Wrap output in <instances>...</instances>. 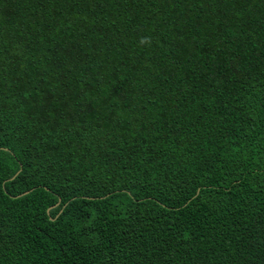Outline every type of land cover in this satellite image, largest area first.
Here are the masks:
<instances>
[{
  "label": "trees",
  "instance_id": "16d2710c",
  "mask_svg": "<svg viewBox=\"0 0 264 264\" xmlns=\"http://www.w3.org/2000/svg\"><path fill=\"white\" fill-rule=\"evenodd\" d=\"M0 264H264V0H0Z\"/></svg>",
  "mask_w": 264,
  "mask_h": 264
},
{
  "label": "water",
  "instance_id": "95a60500",
  "mask_svg": "<svg viewBox=\"0 0 264 264\" xmlns=\"http://www.w3.org/2000/svg\"><path fill=\"white\" fill-rule=\"evenodd\" d=\"M20 171H21V169L11 178V179H14V178H16V176L20 173ZM30 191H26V192H24V193H22V194H20L19 196H22V195H25V194H28ZM60 203V201L58 202V204ZM56 206V205H55ZM54 207V206H53ZM52 207V208H53ZM50 209L51 208H49V210H48V213H49V211H50Z\"/></svg>",
  "mask_w": 264,
  "mask_h": 264
},
{
  "label": "clouds",
  "instance_id": "9594fccd",
  "mask_svg": "<svg viewBox=\"0 0 264 264\" xmlns=\"http://www.w3.org/2000/svg\"><path fill=\"white\" fill-rule=\"evenodd\" d=\"M140 43L141 44H150L151 43V41H150V38H148V37H144V38H141V40H140Z\"/></svg>",
  "mask_w": 264,
  "mask_h": 264
}]
</instances>
